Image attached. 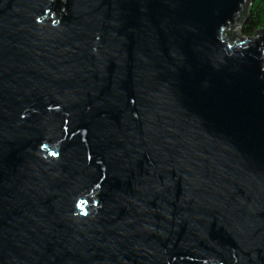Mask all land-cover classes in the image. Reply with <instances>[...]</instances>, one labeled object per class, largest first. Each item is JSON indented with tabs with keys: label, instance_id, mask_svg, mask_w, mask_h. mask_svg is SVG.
I'll use <instances>...</instances> for the list:
<instances>
[{
	"label": "water",
	"instance_id": "obj_1",
	"mask_svg": "<svg viewBox=\"0 0 264 264\" xmlns=\"http://www.w3.org/2000/svg\"><path fill=\"white\" fill-rule=\"evenodd\" d=\"M251 2L0 0V264H264Z\"/></svg>",
	"mask_w": 264,
	"mask_h": 264
},
{
	"label": "trees",
	"instance_id": "obj_2",
	"mask_svg": "<svg viewBox=\"0 0 264 264\" xmlns=\"http://www.w3.org/2000/svg\"><path fill=\"white\" fill-rule=\"evenodd\" d=\"M264 27V0H252L247 16L241 25L242 35H251L255 29Z\"/></svg>",
	"mask_w": 264,
	"mask_h": 264
},
{
	"label": "clouds",
	"instance_id": "obj_3",
	"mask_svg": "<svg viewBox=\"0 0 264 264\" xmlns=\"http://www.w3.org/2000/svg\"><path fill=\"white\" fill-rule=\"evenodd\" d=\"M81 205H83V207ZM77 207L82 210L83 215H87L88 214L87 211H83V209H84V201H81L80 203H78Z\"/></svg>",
	"mask_w": 264,
	"mask_h": 264
},
{
	"label": "snow or ice",
	"instance_id": "obj_4",
	"mask_svg": "<svg viewBox=\"0 0 264 264\" xmlns=\"http://www.w3.org/2000/svg\"><path fill=\"white\" fill-rule=\"evenodd\" d=\"M53 155H55V153H53ZM83 207V205H81Z\"/></svg>",
	"mask_w": 264,
	"mask_h": 264
},
{
	"label": "rangeland",
	"instance_id": "obj_5",
	"mask_svg": "<svg viewBox=\"0 0 264 264\" xmlns=\"http://www.w3.org/2000/svg\"><path fill=\"white\" fill-rule=\"evenodd\" d=\"M240 33H241V28H240ZM242 34V33H241Z\"/></svg>",
	"mask_w": 264,
	"mask_h": 264
}]
</instances>
